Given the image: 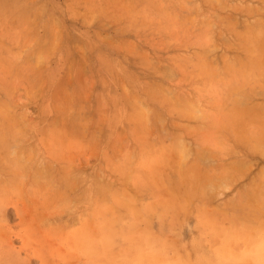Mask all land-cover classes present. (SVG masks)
Here are the masks:
<instances>
[{
  "label": "rangeland",
  "instance_id": "rangeland-1",
  "mask_svg": "<svg viewBox=\"0 0 264 264\" xmlns=\"http://www.w3.org/2000/svg\"><path fill=\"white\" fill-rule=\"evenodd\" d=\"M251 178L264 0H0V264H264Z\"/></svg>",
  "mask_w": 264,
  "mask_h": 264
},
{
  "label": "crops",
  "instance_id": "crops-1",
  "mask_svg": "<svg viewBox=\"0 0 264 264\" xmlns=\"http://www.w3.org/2000/svg\"><path fill=\"white\" fill-rule=\"evenodd\" d=\"M247 187L245 189V202H250V201H264V196L257 192L255 188H250L254 186H264V181L261 178H251L248 180V183H246ZM260 191V188L258 189ZM252 219L251 221H253ZM248 221V220H245ZM261 221V220H260ZM257 222V221H253ZM264 233L261 231H255V230H250L249 229L246 231L245 230V249L246 248H252L253 250L255 249H261L264 248ZM249 264H255L253 261L252 263Z\"/></svg>",
  "mask_w": 264,
  "mask_h": 264
}]
</instances>
